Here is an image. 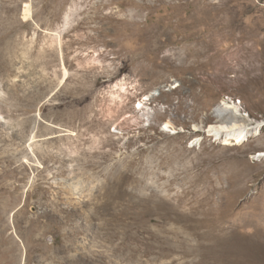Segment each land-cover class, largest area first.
<instances>
[{
  "label": "rangeland",
  "instance_id": "1",
  "mask_svg": "<svg viewBox=\"0 0 264 264\" xmlns=\"http://www.w3.org/2000/svg\"><path fill=\"white\" fill-rule=\"evenodd\" d=\"M263 38L264 0H0V264H264V127L208 133L264 121Z\"/></svg>",
  "mask_w": 264,
  "mask_h": 264
},
{
  "label": "bare ground",
  "instance_id": "2",
  "mask_svg": "<svg viewBox=\"0 0 264 264\" xmlns=\"http://www.w3.org/2000/svg\"><path fill=\"white\" fill-rule=\"evenodd\" d=\"M94 6V13H96L97 15L100 3H98V5L95 4ZM88 18L89 17H87L86 19ZM262 41L264 42V38L262 39ZM248 47L249 46L245 43L243 44V48L245 49L246 54H248ZM217 113L221 118L222 124H220L219 126L215 125L210 127L208 129V133L219 138L224 137L226 144L230 143V141L232 140L236 141L237 144H242L244 142L249 141L251 137H256L258 139L262 133L264 121L253 122L248 115H245L241 112L239 105L236 103L233 104L228 101H224L219 106ZM2 118H4V116L0 114V119ZM30 139L34 140L35 135L31 136ZM20 141H22V139ZM28 149L30 151L29 153L35 155L36 150H34V145L32 143L28 144ZM5 232L6 228L2 222L0 223V234L2 235ZM2 251L5 253L7 250L4 251L3 249Z\"/></svg>",
  "mask_w": 264,
  "mask_h": 264
}]
</instances>
